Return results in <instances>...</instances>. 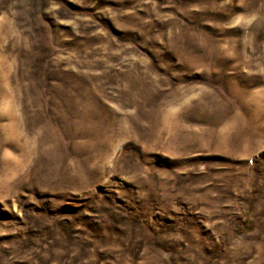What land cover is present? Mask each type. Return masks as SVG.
<instances>
[{"label": "rangeland", "instance_id": "obj_1", "mask_svg": "<svg viewBox=\"0 0 264 264\" xmlns=\"http://www.w3.org/2000/svg\"><path fill=\"white\" fill-rule=\"evenodd\" d=\"M0 264H264V0H0Z\"/></svg>", "mask_w": 264, "mask_h": 264}]
</instances>
